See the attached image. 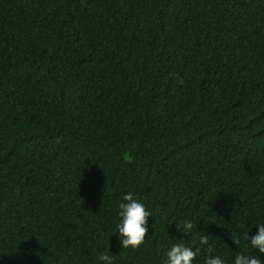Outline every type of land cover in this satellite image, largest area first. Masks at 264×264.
<instances>
[{"label":"trees","instance_id":"obj_1","mask_svg":"<svg viewBox=\"0 0 264 264\" xmlns=\"http://www.w3.org/2000/svg\"><path fill=\"white\" fill-rule=\"evenodd\" d=\"M260 223L264 0H0V264H264Z\"/></svg>","mask_w":264,"mask_h":264},{"label":"clouds","instance_id":"obj_2","mask_svg":"<svg viewBox=\"0 0 264 264\" xmlns=\"http://www.w3.org/2000/svg\"><path fill=\"white\" fill-rule=\"evenodd\" d=\"M123 201L119 204V216L121 218L118 224V233L120 238V245L123 249H137L145 240L148 234V218L151 215L146 210L145 205L137 200L134 195L129 192L123 196ZM178 229L183 230V234H191L193 227L190 221H185L181 225H177ZM258 231L249 236L246 240L250 243L253 249H258L260 253H264V223L257 224ZM200 245H208L209 240L207 235H202L199 238ZM234 244H238L239 240H233ZM201 251L200 247H189L184 244H174L167 252V264H193L197 254ZM209 253L212 249L208 248ZM98 261L103 264H113V258L107 254H101L97 257ZM206 264H225L219 256H209L206 259ZM235 264H262L261 259L256 255L237 254L235 257Z\"/></svg>","mask_w":264,"mask_h":264}]
</instances>
